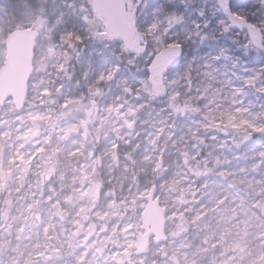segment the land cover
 I'll return each instance as SVG.
<instances>
[{"label": "rangeland", "instance_id": "374dc122", "mask_svg": "<svg viewBox=\"0 0 264 264\" xmlns=\"http://www.w3.org/2000/svg\"><path fill=\"white\" fill-rule=\"evenodd\" d=\"M126 10L145 43L123 59L96 0H0V69L11 31L40 30L25 108H0V264H264V0H126ZM101 85L99 102L83 101V87ZM88 128L98 147L83 140ZM41 172L55 176L43 192ZM152 190L166 239L140 251ZM194 244L203 260H189Z\"/></svg>", "mask_w": 264, "mask_h": 264}, {"label": "water", "instance_id": "95a60500", "mask_svg": "<svg viewBox=\"0 0 264 264\" xmlns=\"http://www.w3.org/2000/svg\"><path fill=\"white\" fill-rule=\"evenodd\" d=\"M96 5L105 21L106 36L119 39L126 44L128 51L141 52L144 37L135 31L128 21L126 0H96ZM230 23L234 29L246 27L245 19L242 18L232 17ZM253 33L255 41H259L260 31L253 28ZM39 36L40 32L36 29H15L7 35L6 58L0 69V108L12 99L16 111L20 112L24 109L34 71L35 50ZM174 61L175 55L167 57L155 69V73L162 74L167 71ZM153 88L156 93L165 94L163 84L153 83ZM166 214L167 210L162 208L160 201L156 199V190H152L142 215L144 233L137 237L138 250H146L153 238L158 243L165 241Z\"/></svg>", "mask_w": 264, "mask_h": 264}, {"label": "trees", "instance_id": "16d2710c", "mask_svg": "<svg viewBox=\"0 0 264 264\" xmlns=\"http://www.w3.org/2000/svg\"><path fill=\"white\" fill-rule=\"evenodd\" d=\"M35 29L38 30V26ZM38 31L40 32V30H38ZM129 54H131L129 51H124L123 59H128ZM128 68L131 70V72L133 74H134V72H136L137 68H136V64H135L133 59L128 60ZM105 91H106L105 87L102 85H101V87H98L95 90H89V89L83 87V101L87 102V103H91V104L97 103L100 101V99L104 95ZM83 130L85 131V128ZM83 140L88 145H93L95 147H98L99 140L96 137V134L92 128H88L86 130ZM96 175H97V180L95 183L92 184L90 192L88 194V197L90 196V198H91V205H93V206H97L100 203L102 189H103V181L100 178L99 173H97ZM54 179H55L54 175H51V176L46 175L44 172L43 173L41 172L35 178L36 181L42 183L41 185H39V189L40 190L43 189V190H41L42 192L44 191V188L46 187V185H48V183H50ZM91 209H93V208L89 207L86 209V212H88L87 214H90ZM87 222H88V219L84 218V216H83V224H86Z\"/></svg>", "mask_w": 264, "mask_h": 264}, {"label": "bare ground", "instance_id": "6f19581e", "mask_svg": "<svg viewBox=\"0 0 264 264\" xmlns=\"http://www.w3.org/2000/svg\"><path fill=\"white\" fill-rule=\"evenodd\" d=\"M250 176L249 175H246V178L248 179V180H250V178H249ZM218 189V188H217ZM217 189L216 190H214L213 192H212V201L214 200V198H216V197H218V195H219V193L220 192H218L217 191ZM202 206H205L206 207V204L205 203H202V204H200V207H202ZM250 206V204L248 203V207ZM237 240H238V238H236V239H231L230 241V245L229 246H231V245H234L236 242H237ZM190 241V240H189ZM188 256H189V260H192L193 262L194 261H199V260H203L204 259V256H203V252L201 251V248H199V247H196V244H194V248H192V249H189V251H188ZM186 256H187V253H183L182 254V257L183 258H186ZM250 262L251 261H247L246 262V264H250Z\"/></svg>", "mask_w": 264, "mask_h": 264}, {"label": "flooded vegetation", "instance_id": "af4514ba", "mask_svg": "<svg viewBox=\"0 0 264 264\" xmlns=\"http://www.w3.org/2000/svg\"><path fill=\"white\" fill-rule=\"evenodd\" d=\"M245 23H246V27H244L243 29H245L252 36V41H253L254 44H256L258 41H255V39H254L255 38V34L253 33L252 26L247 25V21L246 20H245ZM238 30H241V29H238ZM261 35L262 34H261V31H260V38H261ZM260 38H259V41H260ZM144 43H143V45H144ZM135 51H137V50H135Z\"/></svg>", "mask_w": 264, "mask_h": 264}]
</instances>
